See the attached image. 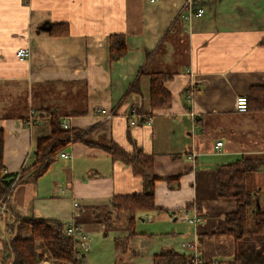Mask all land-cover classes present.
Returning <instances> with one entry per match:
<instances>
[{"label": "crops", "instance_id": "obj_1", "mask_svg": "<svg viewBox=\"0 0 264 264\" xmlns=\"http://www.w3.org/2000/svg\"><path fill=\"white\" fill-rule=\"evenodd\" d=\"M199 9L203 15L189 18ZM114 35L125 38L128 52L112 61ZM263 41L264 0H0L3 173L32 169L38 142L52 137L54 121L61 129L67 122L63 131L85 134L61 152L69 160L60 153L46 173L26 175L29 180L10 187L5 207L24 219L74 223L87 236H112L119 264L130 261L126 253H138L135 243L157 238L163 242L153 256L173 250L220 264L263 255L264 236L199 241L213 229L221 232L225 215L236 209L235 200L216 196L217 167L264 158V110H235L238 98L264 86ZM22 49L30 56L19 61L16 52ZM160 72L172 75L164 85L171 107L142 121L150 111L149 76ZM135 82L139 93H129ZM190 83L196 93L187 104ZM31 110L56 117L27 126ZM107 142L127 154L138 148L152 155L159 179V210L136 214L130 225L129 215L116 221L113 215L111 229L103 220L112 213V199L141 195L143 183L101 148ZM177 177V183L168 182ZM259 181L264 182V166L249 177L248 190ZM258 202L264 206L263 195ZM185 214L202 222L189 225ZM5 217L0 210V264H11L12 257L1 256L9 243ZM185 239V252L173 248ZM35 251L39 264H66L54 262L40 242Z\"/></svg>", "mask_w": 264, "mask_h": 264}, {"label": "trees", "instance_id": "obj_2", "mask_svg": "<svg viewBox=\"0 0 264 264\" xmlns=\"http://www.w3.org/2000/svg\"><path fill=\"white\" fill-rule=\"evenodd\" d=\"M264 44V41H263ZM128 52L126 40L121 35L109 37V54L112 61L121 59ZM149 56V55H148ZM143 74L140 69L139 75ZM149 113L142 121L149 122L151 114L157 110H167L171 107L172 97L165 89L166 82L172 80V75L167 73H152L150 76ZM129 93H139L137 82L133 83L128 90ZM247 101L246 112H258L264 110V86L252 87ZM138 115L140 114L137 111ZM53 117H56L53 114ZM197 119V118H196ZM52 137L38 142L36 151V164L32 169H23L21 178L16 185L29 180L25 178L30 175L37 178L46 173L57 156L68 144L82 140L81 133L63 131L57 121L52 122ZM101 148L108 153L112 159L120 161L132 169L135 177L142 180L143 192L141 195H130L115 197L112 199V213L107 215L103 222L111 225L112 216L115 221L117 217L129 215V225L132 224L134 216L138 213H150L159 210L154 205V184L159 180L154 173V157L144 154L135 148L132 154H127L119 146L107 142ZM264 166V158L245 159L231 165L217 167L216 169V196L219 199H232L236 201L234 212L226 214L222 231L213 229L205 238L225 236L235 241L255 236H264V206L258 202V193L248 190L249 177ZM16 175H5L2 170V134L0 133V199L3 198L0 210L7 220L6 232L9 243L1 252L2 257H12L11 264H39L35 251V243L40 242L48 251L54 262L66 264H84V254L80 253L72 239L67 238L64 233V225L55 221H44L39 219H24L9 211L5 207L6 192L10 188ZM179 177L168 180L171 184L177 183ZM171 184V185H172ZM190 206H187V208ZM132 226V225H131ZM111 228V227H110ZM194 256L177 253L173 250H164L152 258L151 264H195ZM197 264H205L197 261ZM213 264V263H211ZM220 264H264V254L259 256H235L232 261Z\"/></svg>", "mask_w": 264, "mask_h": 264}, {"label": "rangeland", "instance_id": "obj_3", "mask_svg": "<svg viewBox=\"0 0 264 264\" xmlns=\"http://www.w3.org/2000/svg\"><path fill=\"white\" fill-rule=\"evenodd\" d=\"M190 85H191V83L188 85V88L190 87ZM188 88L186 90L187 91L186 95L188 94ZM191 103H192V101H191ZM235 104H236V102H235ZM188 110H189L188 112H189V116H190L191 111H190V109H188ZM103 116H105V115H103ZM110 117H111V115H110ZM149 122H150V120H149ZM216 146H217V144H216ZM69 159H70V156L67 158V160H69ZM21 172L22 171H20L18 174H16L17 177L13 180V183L11 184L12 187L15 186L17 181L19 180V178H21ZM3 174H5V173H3ZM250 190H251V192L259 193L258 198H260L262 195L264 196V182H262V181H259V183L251 182ZM74 206H77V204H74ZM137 221L139 222L140 220H137ZM198 224L199 223H196L195 225H198ZM189 225H194V224H189ZM65 227H64V230H65ZM138 229L141 230L140 227H138ZM137 232H141V231H137ZM88 237H89V241H90V250L88 253L84 254L85 260H86V262L84 264H119V257L121 258V256H119V257L116 256V253L114 251L115 246H114V243L111 239L112 236L104 237L101 234H93V235H89ZM187 241H188L187 239H185L183 241L177 240L176 243L173 244V248H175L179 252H185V249L181 248L180 244L181 243L187 244L188 243ZM162 242H163L162 238L152 239L150 242L139 241L138 243H135V245H134V250L137 249L138 253H135V256H134V254L126 253L124 255V257L126 258V256H128V255L130 256V261L127 262L128 264H151L150 258H152L153 254L159 250L160 243H162ZM131 258H132V260H131Z\"/></svg>", "mask_w": 264, "mask_h": 264}, {"label": "built area", "instance_id": "obj_4", "mask_svg": "<svg viewBox=\"0 0 264 264\" xmlns=\"http://www.w3.org/2000/svg\"><path fill=\"white\" fill-rule=\"evenodd\" d=\"M152 1H154V0H152ZM203 13H204L203 10L199 9L197 11V13H194V14L189 13V18L201 16V15H203ZM29 56H30L29 50L22 49V50H19L16 52V58L19 61H24V60L28 59ZM189 75H191V73ZM195 93H196V88L193 84H191L190 87L188 88V94L186 95V99H185L187 104L191 103L193 95ZM235 109L239 113H245L247 111V101H246L245 97H240L236 100ZM97 113H98V115H105L107 118H109L111 115V113H105V111H101V110H97ZM190 116H191L192 120H195L197 118V116H195V114H193L192 112H191ZM53 118H55V117H53L52 113H48V112L47 113H40V112L38 113V112L31 110L29 112L28 117L25 120V124L28 126V125H32L34 123H39L40 121H43V120H45V121L46 120H52ZM61 127L63 130H68L67 122L63 120V122H61ZM221 146H222L221 143H217V147H221ZM68 157L69 156L66 153L60 154L61 159L67 160ZM182 220L185 223L194 224V225L196 223L200 224L202 222L201 218L198 217L197 215L189 217L187 214H185L182 216ZM64 233H65V236L67 238H70L73 240V242L76 244L77 250L80 253L85 254V253L89 252V250H90L89 237L83 231H81L75 224L68 223L65 227ZM195 264H197V261L195 262Z\"/></svg>", "mask_w": 264, "mask_h": 264}, {"label": "water", "instance_id": "obj_5", "mask_svg": "<svg viewBox=\"0 0 264 264\" xmlns=\"http://www.w3.org/2000/svg\"><path fill=\"white\" fill-rule=\"evenodd\" d=\"M43 30H49V27L48 28L44 27Z\"/></svg>", "mask_w": 264, "mask_h": 264}]
</instances>
